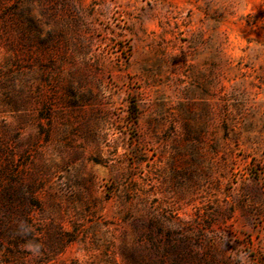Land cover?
Returning <instances> with one entry per match:
<instances>
[{
    "label": "rangeland",
    "instance_id": "374dc122",
    "mask_svg": "<svg viewBox=\"0 0 264 264\" xmlns=\"http://www.w3.org/2000/svg\"><path fill=\"white\" fill-rule=\"evenodd\" d=\"M0 264H264V0H0Z\"/></svg>",
    "mask_w": 264,
    "mask_h": 264
},
{
    "label": "trees",
    "instance_id": "16d2710c",
    "mask_svg": "<svg viewBox=\"0 0 264 264\" xmlns=\"http://www.w3.org/2000/svg\"><path fill=\"white\" fill-rule=\"evenodd\" d=\"M130 116L132 119H135V116L137 114V108L135 106V104L132 102L131 106H130V112H129Z\"/></svg>",
    "mask_w": 264,
    "mask_h": 264
}]
</instances>
